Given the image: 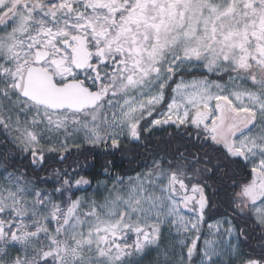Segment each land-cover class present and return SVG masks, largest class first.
<instances>
[{
	"label": "snow or ice",
	"instance_id": "obj_1",
	"mask_svg": "<svg viewBox=\"0 0 264 264\" xmlns=\"http://www.w3.org/2000/svg\"><path fill=\"white\" fill-rule=\"evenodd\" d=\"M0 264H264V0H0Z\"/></svg>",
	"mask_w": 264,
	"mask_h": 264
},
{
	"label": "flooded vegetation",
	"instance_id": "obj_2",
	"mask_svg": "<svg viewBox=\"0 0 264 264\" xmlns=\"http://www.w3.org/2000/svg\"><path fill=\"white\" fill-rule=\"evenodd\" d=\"M122 156H123L122 154H116L113 157H111V159L113 160L116 172H120V173H124V171L121 170V167L126 166V163H127V161L124 160ZM94 162L97 163V166H99V164L103 162V159L102 157H97L96 161Z\"/></svg>",
	"mask_w": 264,
	"mask_h": 264
},
{
	"label": "trees",
	"instance_id": "obj_3",
	"mask_svg": "<svg viewBox=\"0 0 264 264\" xmlns=\"http://www.w3.org/2000/svg\"><path fill=\"white\" fill-rule=\"evenodd\" d=\"M122 157L124 158V160L127 161V163H126V166H122V167H121V170H123L124 172H127V173H129V174H134L132 170H133L137 165H134V164H131V163H130V160H131V157H130V156H125V155H123ZM91 171H92V174H95V173H97V172L100 171V168H99V166H97L96 169L91 170ZM101 179H103V177H101Z\"/></svg>",
	"mask_w": 264,
	"mask_h": 264
}]
</instances>
